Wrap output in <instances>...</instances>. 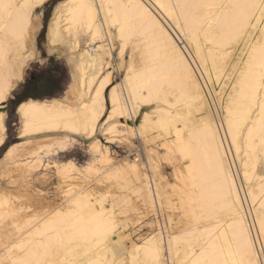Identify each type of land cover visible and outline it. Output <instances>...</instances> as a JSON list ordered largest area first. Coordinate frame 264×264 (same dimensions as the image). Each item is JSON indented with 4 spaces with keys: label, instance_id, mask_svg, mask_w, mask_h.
<instances>
[{
    "label": "bare ground",
    "instance_id": "bare-ground-1",
    "mask_svg": "<svg viewBox=\"0 0 264 264\" xmlns=\"http://www.w3.org/2000/svg\"><path fill=\"white\" fill-rule=\"evenodd\" d=\"M45 1L0 0V95L7 97L23 74L40 27L35 11ZM46 36L49 46L64 43L76 52V102L28 98L16 111L22 135H57L54 144L28 153L23 170H52L62 199L29 216L0 189V221L16 218L0 258L7 264H264V0H60ZM114 51L123 72L116 84L108 70ZM211 94L221 118L212 115ZM5 129L2 119L0 145ZM153 130L174 165L170 180L148 147ZM135 134L145 164L115 161L98 140L131 147ZM76 138L87 144L89 160H45ZM18 147L9 146L5 156L14 159ZM89 182L102 185L101 193H91ZM136 201L155 215L157 230L123 252L112 238L115 214ZM175 216L181 223L168 230Z\"/></svg>",
    "mask_w": 264,
    "mask_h": 264
},
{
    "label": "rangeland",
    "instance_id": "rangeland-1",
    "mask_svg": "<svg viewBox=\"0 0 264 264\" xmlns=\"http://www.w3.org/2000/svg\"><path fill=\"white\" fill-rule=\"evenodd\" d=\"M58 1L60 0H47L36 8L35 12L39 15L37 18L40 22V27L33 37V41L30 43V47L33 48L31 55L33 54L34 56L32 55V57L30 55L31 57H28L29 59H27L25 63L26 65L23 66V74L21 78L11 89L9 95L7 96V100L2 106H0V111L4 113V122L6 127L3 143L0 145V189L15 198L14 200L22 207L20 211L23 210L28 213L29 216L33 214H40L44 210L50 209L61 202L60 199L62 198L59 190L57 189L58 181L52 173V170H43L41 168L34 169L35 171L32 170L30 172H24L23 170L24 161L27 162L31 159L29 158L28 153L34 151L35 148L39 146H49L54 144L57 140V135H37L34 138H31V135H22L20 133V117L16 111V106L19 102L27 98L49 99L52 97H61L65 102L75 104L77 99L76 95L78 94V85L72 80V74L74 72L72 59L76 57V52L73 51L75 52L73 54V52L70 51L64 43H60V45L57 44L59 47L57 45L51 47L47 43V25L52 15L54 6ZM33 18H36L35 15ZM162 22L164 23V20ZM164 24L167 26L169 31L171 30V34L176 37L175 40H178L177 42L179 43V46L183 49L182 39H178L176 34L166 22ZM82 40L83 39L80 37L81 44L83 43ZM183 51L186 53L184 49ZM116 53V51L113 52V58L110 60L108 65V70L112 74V84L120 82L123 76V72L117 67L119 60L117 59ZM124 56L125 57L122 61L126 62L128 53L126 52ZM214 86L216 85L214 84ZM106 96L107 90L105 92V98ZM211 98L213 99V105H211L212 115L214 118H221V111L216 105V100L213 94H211ZM105 104L108 106L106 99ZM150 106L151 107H148L147 111L152 110L154 105L151 104ZM113 121H115V119L110 120L109 122ZM25 140L29 141L26 143ZM98 140L101 147H107L109 154L115 161H122L124 158L129 160L138 158V160L143 164L146 163L144 156V144L136 134L132 138L131 147H127V145L123 142L120 143L115 140L105 139L104 136H98ZM148 142L150 143L148 147L153 149V156L158 163L161 173L164 177L170 180L174 165L170 158H168L163 152V138L159 137L156 130H153L151 134H149ZM12 144H17L20 147V149L18 147L16 150V156L14 155L15 158L13 157L16 161L14 159L11 160V158H7L4 153L9 146H12ZM46 158L45 160H48L50 165L52 161L58 162L66 159H71L77 164H83L91 158V154L88 150L87 144L80 138H76L64 151L60 152L56 156L51 155ZM74 182L78 183L79 180L77 179ZM95 185L99 186L100 184L89 182L86 185V188L88 190L90 189L91 193L95 192V194H100V186L102 187V185L99 187ZM140 204L141 202L139 203V201H136L134 209H128L125 213L120 209H116L115 213L120 211L123 213L121 215V212L115 214V216L117 215L115 218L116 223L119 224L117 225L115 231L116 234H113L112 238L113 241L116 240L115 242L117 244L121 243L119 246L122 250L128 249L132 242L135 244L142 242L145 238L154 234L157 230L156 224L154 223L156 220L155 215H153L145 205L141 204L143 206L142 207ZM15 222L16 218H4L0 221V255L4 253L5 249L3 248L8 245L7 243L12 237V225ZM180 223V217H173L171 222L167 221L168 230L173 229L174 226H179ZM124 225H126V227ZM119 237L122 240L119 239ZM130 241L131 243H129ZM121 248H119V251H116L117 254L120 252ZM164 257L166 259V253ZM7 260L8 259L6 258H0V264H7ZM165 264H167L166 260Z\"/></svg>",
    "mask_w": 264,
    "mask_h": 264
},
{
    "label": "snow or ice",
    "instance_id": "snow-or-ice-1",
    "mask_svg": "<svg viewBox=\"0 0 264 264\" xmlns=\"http://www.w3.org/2000/svg\"><path fill=\"white\" fill-rule=\"evenodd\" d=\"M7 100V97L4 95H0V106L4 104V102ZM4 119L3 113L0 112V120Z\"/></svg>",
    "mask_w": 264,
    "mask_h": 264
},
{
    "label": "trees",
    "instance_id": "trees-1",
    "mask_svg": "<svg viewBox=\"0 0 264 264\" xmlns=\"http://www.w3.org/2000/svg\"><path fill=\"white\" fill-rule=\"evenodd\" d=\"M52 98H54V97H52ZM27 99H28V98H27ZM27 99H25V100H27ZM33 99H37V98H33ZM49 99H50V98H49ZM25 100H23V101H25ZM21 102H22V101H21ZM21 102H19V103H21ZM19 103H18V104H19ZM18 104H17V106H18ZM17 106H16V107H17ZM1 145H2V144H1Z\"/></svg>",
    "mask_w": 264,
    "mask_h": 264
}]
</instances>
